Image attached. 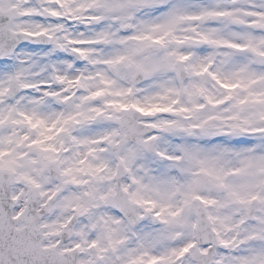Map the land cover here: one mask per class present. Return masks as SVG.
I'll list each match as a JSON object with an SVG mask.
<instances>
[{"label": "snow or ice", "instance_id": "obj_1", "mask_svg": "<svg viewBox=\"0 0 264 264\" xmlns=\"http://www.w3.org/2000/svg\"><path fill=\"white\" fill-rule=\"evenodd\" d=\"M0 264H264V0H0Z\"/></svg>", "mask_w": 264, "mask_h": 264}]
</instances>
